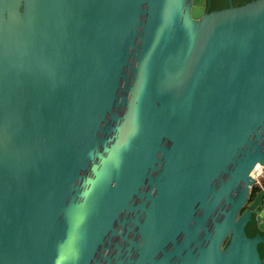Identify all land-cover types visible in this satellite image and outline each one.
I'll list each match as a JSON object with an SVG mask.
<instances>
[{
	"label": "water",
	"instance_id": "obj_1",
	"mask_svg": "<svg viewBox=\"0 0 264 264\" xmlns=\"http://www.w3.org/2000/svg\"><path fill=\"white\" fill-rule=\"evenodd\" d=\"M0 0V264H264V0Z\"/></svg>",
	"mask_w": 264,
	"mask_h": 264
},
{
	"label": "flooded vegetation",
	"instance_id": "obj_2",
	"mask_svg": "<svg viewBox=\"0 0 264 264\" xmlns=\"http://www.w3.org/2000/svg\"><path fill=\"white\" fill-rule=\"evenodd\" d=\"M254 187L251 190V195L249 196V201H248L247 205L242 209V212H244L248 208V204L251 203L254 200L255 196L257 195V193L259 191L258 187H255L256 191H254ZM263 211H264V206H261L260 207V212H263ZM258 216H259V213H255L253 211L252 214H251V220L246 225V233L247 232L248 233H250V232L253 233L252 237H255L257 235H260V236L264 237V232L261 231L259 229V227H258V221H257V217ZM259 246H260L259 247V253H260L261 257L264 258V242L261 245H259Z\"/></svg>",
	"mask_w": 264,
	"mask_h": 264
},
{
	"label": "trees",
	"instance_id": "obj_3",
	"mask_svg": "<svg viewBox=\"0 0 264 264\" xmlns=\"http://www.w3.org/2000/svg\"><path fill=\"white\" fill-rule=\"evenodd\" d=\"M250 1H252V0H207L206 8H207L208 12H211V11L222 10V9L228 8L230 6H241V5H244ZM254 191H256L255 187H254ZM247 235L249 237H252L253 233L247 232ZM261 244H259V245H261Z\"/></svg>",
	"mask_w": 264,
	"mask_h": 264
},
{
	"label": "built area",
	"instance_id": "obj_4",
	"mask_svg": "<svg viewBox=\"0 0 264 264\" xmlns=\"http://www.w3.org/2000/svg\"><path fill=\"white\" fill-rule=\"evenodd\" d=\"M256 170H260V172L254 176V180H255V187H262L264 188V167L261 165H258V168H254L253 172Z\"/></svg>",
	"mask_w": 264,
	"mask_h": 264
},
{
	"label": "bare ground",
	"instance_id": "obj_5",
	"mask_svg": "<svg viewBox=\"0 0 264 264\" xmlns=\"http://www.w3.org/2000/svg\"><path fill=\"white\" fill-rule=\"evenodd\" d=\"M255 168H258V165H256ZM259 172H260V170H256V171H254V172L252 171V173H251V177L254 179V176L257 175Z\"/></svg>",
	"mask_w": 264,
	"mask_h": 264
}]
</instances>
